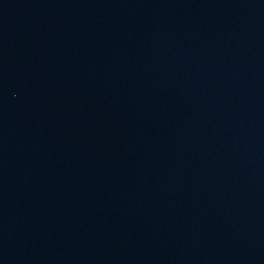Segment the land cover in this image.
<instances>
[{
  "label": "water",
  "instance_id": "obj_1",
  "mask_svg": "<svg viewBox=\"0 0 264 264\" xmlns=\"http://www.w3.org/2000/svg\"><path fill=\"white\" fill-rule=\"evenodd\" d=\"M0 264H264V0H0Z\"/></svg>",
  "mask_w": 264,
  "mask_h": 264
}]
</instances>
